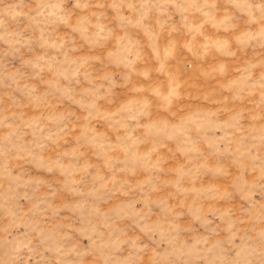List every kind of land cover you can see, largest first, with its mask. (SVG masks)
Returning a JSON list of instances; mask_svg holds the SVG:
<instances>
[{"label":"clouds","instance_id":"1","mask_svg":"<svg viewBox=\"0 0 264 264\" xmlns=\"http://www.w3.org/2000/svg\"><path fill=\"white\" fill-rule=\"evenodd\" d=\"M0 264H264V0H0Z\"/></svg>","mask_w":264,"mask_h":264},{"label":"rangeland","instance_id":"2","mask_svg":"<svg viewBox=\"0 0 264 264\" xmlns=\"http://www.w3.org/2000/svg\"><path fill=\"white\" fill-rule=\"evenodd\" d=\"M258 198V197H257ZM139 207V205H137ZM86 243V242H85Z\"/></svg>","mask_w":264,"mask_h":264}]
</instances>
